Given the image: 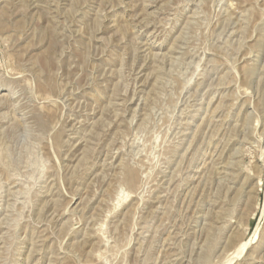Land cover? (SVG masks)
<instances>
[{
    "label": "rangeland",
    "instance_id": "rangeland-1",
    "mask_svg": "<svg viewBox=\"0 0 264 264\" xmlns=\"http://www.w3.org/2000/svg\"><path fill=\"white\" fill-rule=\"evenodd\" d=\"M0 264H264V0H0Z\"/></svg>",
    "mask_w": 264,
    "mask_h": 264
}]
</instances>
